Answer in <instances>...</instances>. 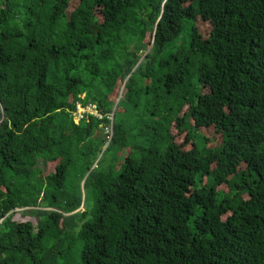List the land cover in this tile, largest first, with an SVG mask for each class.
I'll list each match as a JSON object with an SVG mask.
<instances>
[{
  "label": "trees",
  "instance_id": "trees-1",
  "mask_svg": "<svg viewBox=\"0 0 264 264\" xmlns=\"http://www.w3.org/2000/svg\"><path fill=\"white\" fill-rule=\"evenodd\" d=\"M0 110V264H264V0H0Z\"/></svg>",
  "mask_w": 264,
  "mask_h": 264
},
{
  "label": "rangeland",
  "instance_id": "rangeland-1",
  "mask_svg": "<svg viewBox=\"0 0 264 264\" xmlns=\"http://www.w3.org/2000/svg\"><path fill=\"white\" fill-rule=\"evenodd\" d=\"M68 11H72V9L70 8ZM68 13V12H67ZM199 27H200V29H202V31L203 32H207L208 30H209V25L207 24V23H203L202 21L199 23ZM152 42V41H151ZM150 42V43H151ZM150 48H151V46H149ZM123 87H124V85L122 86V89L120 90V91H118L115 95H114V97H113V101H115V107H116V105H117V103H118V101L119 100H121V98H122V96H123ZM114 107V109H116ZM110 120L112 121L113 120V116H110ZM101 130V129H100ZM102 131H103V136L105 137V138H107V136L109 135V133L111 132V131H105V130H103L102 129ZM201 133L205 136V137H207V138H209L210 139V147H213V146H216V145H219L220 144V141H221V135H220V133L214 128V127H211V128H203V129H201ZM107 135V136H106ZM176 141L178 142V144H182L183 143V141H184V134L182 135V136H179V135H176ZM107 142V143H106ZM105 143V145H104V147H103V150H105V148L108 146V139H107V141H106ZM50 166H52V165H49L48 167H47V172H52L53 170H54V165L52 166V167H50ZM96 167V166H95ZM81 211H84L85 210V208L82 206L81 207V209H80ZM18 211L19 210H17L16 211V213H18ZM15 213V214H16Z\"/></svg>",
  "mask_w": 264,
  "mask_h": 264
},
{
  "label": "built area",
  "instance_id": "built-area-1",
  "mask_svg": "<svg viewBox=\"0 0 264 264\" xmlns=\"http://www.w3.org/2000/svg\"><path fill=\"white\" fill-rule=\"evenodd\" d=\"M88 116H94V117H97L99 119L102 118V116L99 114V112L97 110V106L96 105L88 104L87 106H84L82 104H77L76 110L73 113V117H74L75 122L76 123H80L82 120H84ZM105 131H111L109 133V135L107 136L108 144H109V141L111 140V138L113 136V128H112V126L107 127L105 129Z\"/></svg>",
  "mask_w": 264,
  "mask_h": 264
},
{
  "label": "water",
  "instance_id": "water-1",
  "mask_svg": "<svg viewBox=\"0 0 264 264\" xmlns=\"http://www.w3.org/2000/svg\"><path fill=\"white\" fill-rule=\"evenodd\" d=\"M153 41H154V39H153ZM150 46L151 47L153 46V42L150 43ZM1 119H2V113H1V110H0V121H1Z\"/></svg>",
  "mask_w": 264,
  "mask_h": 264
}]
</instances>
